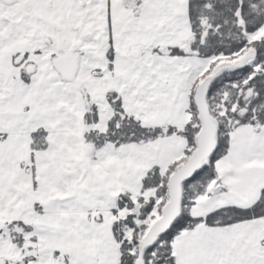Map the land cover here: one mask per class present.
Returning a JSON list of instances; mask_svg holds the SVG:
<instances>
[{
  "label": "snow or ice",
  "instance_id": "obj_1",
  "mask_svg": "<svg viewBox=\"0 0 264 264\" xmlns=\"http://www.w3.org/2000/svg\"><path fill=\"white\" fill-rule=\"evenodd\" d=\"M0 264H264V0H0Z\"/></svg>",
  "mask_w": 264,
  "mask_h": 264
}]
</instances>
